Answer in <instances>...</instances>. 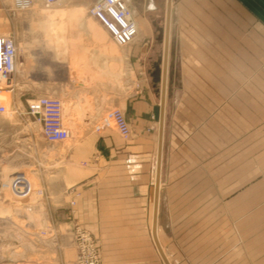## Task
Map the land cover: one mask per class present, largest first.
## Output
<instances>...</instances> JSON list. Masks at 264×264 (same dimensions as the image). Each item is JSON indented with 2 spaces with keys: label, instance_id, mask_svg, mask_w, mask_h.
I'll use <instances>...</instances> for the list:
<instances>
[{
  "label": "crops",
  "instance_id": "crops-1",
  "mask_svg": "<svg viewBox=\"0 0 264 264\" xmlns=\"http://www.w3.org/2000/svg\"><path fill=\"white\" fill-rule=\"evenodd\" d=\"M91 1L55 11L57 23L65 14V33L50 42L38 37L37 49H31L30 55L18 54L6 92L14 104L18 103L15 93H25L28 102L39 95L58 98L71 134L69 124H76L75 119L89 128L117 102L126 110L132 145L124 147L110 129L95 139L109 163L119 165L108 168L119 169L113 192H137L142 201L152 185L154 198L160 97L153 79L149 82L140 75L139 65L147 51L144 46L163 43L159 30L165 28L167 0H125L138 26L137 46L129 59L140 76L139 91L128 97L126 53H115L109 33L88 14L96 0ZM35 24L40 27L42 22ZM263 63L264 0H172L160 196L166 166L173 186L193 173L199 178V193L229 205L231 213L245 206L246 216H264ZM92 134L87 131L84 139ZM131 164L137 170L134 175L128 169ZM97 187L84 189L80 200L86 223ZM254 206H260V213H254ZM257 239L264 254V225Z\"/></svg>",
  "mask_w": 264,
  "mask_h": 264
},
{
  "label": "rangeland",
  "instance_id": "rangeland-1",
  "mask_svg": "<svg viewBox=\"0 0 264 264\" xmlns=\"http://www.w3.org/2000/svg\"><path fill=\"white\" fill-rule=\"evenodd\" d=\"M91 2L62 0L59 6L45 8L40 0H35L31 10L12 16V0H0V34L14 37L18 54L30 55L31 49H37L38 37L50 42L52 37L65 33V14H61L62 21L57 23L56 10ZM82 12L85 14L86 10ZM39 21L40 27L35 24ZM136 41L125 48L110 41L115 53L125 52L127 56L126 97L140 89L137 82L140 76L129 59ZM29 42L35 45L27 46ZM145 47L147 51L140 61L139 72L151 82L154 65L164 55V42ZM6 88L3 85L0 90V104L6 107V112L0 114V264H75L77 227L90 237L99 264H163L151 234L152 185L142 201H139L142 195L137 192L134 195L128 191L125 195L114 193L119 183L116 179L119 169L108 168L119 165L109 163L106 152L95 140L103 130L110 129L124 147L131 146L133 131L125 116L126 110L117 102L111 103L96 121L103 123L106 111L115 109L125 123L123 132L107 125L96 131L97 124L87 128L78 118L76 124H69L72 134L68 141L49 144L42 135L40 123L27 113L29 102L44 95L28 102L25 93H15L18 103L14 104ZM156 89L159 100L160 83H156ZM68 113L66 109L65 115ZM87 131L93 134L84 139ZM99 151L103 153L101 158ZM130 166L128 169L134 175L137 170L134 164ZM166 176L164 166L157 231L170 264H261L264 254L257 236L261 234L264 216H246L245 206L231 213L229 205H222L213 196L202 195L203 192L200 194L196 174L191 173L183 184L174 186ZM94 185L99 188L91 207L87 208L91 209V216L86 223L81 216L84 212L80 213V200L84 199V189ZM85 207L83 204V210ZM260 211V206H254L255 214Z\"/></svg>",
  "mask_w": 264,
  "mask_h": 264
},
{
  "label": "built area",
  "instance_id": "built-area-1",
  "mask_svg": "<svg viewBox=\"0 0 264 264\" xmlns=\"http://www.w3.org/2000/svg\"><path fill=\"white\" fill-rule=\"evenodd\" d=\"M45 8H54L62 0H40ZM35 0H12L11 15L31 10ZM109 33L113 42L120 48L131 45L138 36V26L132 9L125 0H96L87 10ZM19 49L14 37L0 34V90L11 80L16 71V60ZM11 61V70L8 62ZM6 112V107L0 104V114ZM28 115L35 118L42 127V135L49 144L66 142L71 138V131L64 122V107L61 100L50 96H40L28 104ZM115 109H109L103 118V123L95 126L100 131L107 125L123 132L125 123ZM125 136V135H124ZM126 137V136H125ZM76 245L78 250L75 264H99L93 243L88 234L80 227L76 228Z\"/></svg>",
  "mask_w": 264,
  "mask_h": 264
},
{
  "label": "water",
  "instance_id": "water-1",
  "mask_svg": "<svg viewBox=\"0 0 264 264\" xmlns=\"http://www.w3.org/2000/svg\"><path fill=\"white\" fill-rule=\"evenodd\" d=\"M171 2L167 0L166 23L165 28L159 30V39L164 42V55L162 60L154 65V71L151 73L153 82L160 83V121H159V139H158V154H157V169L155 182V197H154V213L152 222V236L157 248V251L164 262L170 264L167 260L157 238L158 224V205H159V183L161 177L162 166V150H163V132L165 123V106H166V90H167V74H168V58H169V39H170V20H171Z\"/></svg>",
  "mask_w": 264,
  "mask_h": 264
},
{
  "label": "clouds",
  "instance_id": "clouds-1",
  "mask_svg": "<svg viewBox=\"0 0 264 264\" xmlns=\"http://www.w3.org/2000/svg\"><path fill=\"white\" fill-rule=\"evenodd\" d=\"M4 59L8 62V68L11 70L12 65L10 59L8 57H5Z\"/></svg>",
  "mask_w": 264,
  "mask_h": 264
},
{
  "label": "bare ground",
  "instance_id": "bare-ground-1",
  "mask_svg": "<svg viewBox=\"0 0 264 264\" xmlns=\"http://www.w3.org/2000/svg\"><path fill=\"white\" fill-rule=\"evenodd\" d=\"M159 189H160V183H159ZM154 208H155V204H154ZM158 238V237H157ZM159 241V240H158ZM160 244V243H159Z\"/></svg>",
  "mask_w": 264,
  "mask_h": 264
}]
</instances>
